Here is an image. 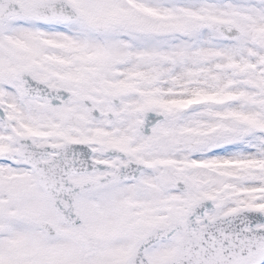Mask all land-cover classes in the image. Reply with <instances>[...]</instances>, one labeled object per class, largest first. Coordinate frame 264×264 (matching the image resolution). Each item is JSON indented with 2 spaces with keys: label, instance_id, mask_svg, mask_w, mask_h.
<instances>
[{
  "label": "snow or ice",
  "instance_id": "6c2138e0",
  "mask_svg": "<svg viewBox=\"0 0 264 264\" xmlns=\"http://www.w3.org/2000/svg\"><path fill=\"white\" fill-rule=\"evenodd\" d=\"M0 264H264V0H0Z\"/></svg>",
  "mask_w": 264,
  "mask_h": 264
}]
</instances>
